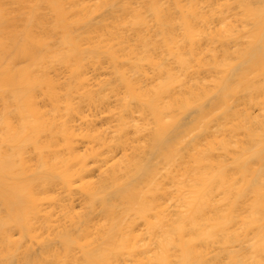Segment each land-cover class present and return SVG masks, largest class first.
I'll return each mask as SVG.
<instances>
[{"label":"bare ground","instance_id":"obj_1","mask_svg":"<svg viewBox=\"0 0 264 264\" xmlns=\"http://www.w3.org/2000/svg\"><path fill=\"white\" fill-rule=\"evenodd\" d=\"M0 264H264V0H0Z\"/></svg>","mask_w":264,"mask_h":264}]
</instances>
